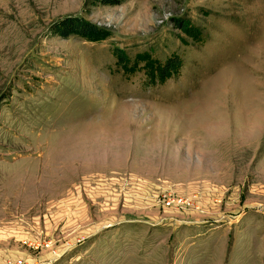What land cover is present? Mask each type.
Returning a JSON list of instances; mask_svg holds the SVG:
<instances>
[{"label": "rangeland", "instance_id": "obj_1", "mask_svg": "<svg viewBox=\"0 0 264 264\" xmlns=\"http://www.w3.org/2000/svg\"><path fill=\"white\" fill-rule=\"evenodd\" d=\"M68 243L54 264H264V0H0V247Z\"/></svg>", "mask_w": 264, "mask_h": 264}, {"label": "trees", "instance_id": "obj_2", "mask_svg": "<svg viewBox=\"0 0 264 264\" xmlns=\"http://www.w3.org/2000/svg\"><path fill=\"white\" fill-rule=\"evenodd\" d=\"M95 3L100 5L114 6L122 2V0H94ZM53 30L56 35L67 38L71 34L81 35L93 40L101 39L107 35L103 28L98 27L96 24L84 19L81 16L69 15L59 18L53 23ZM115 53H117L115 51ZM122 58L123 56L120 55ZM125 58H122L124 60ZM182 60L179 56H171L165 59L162 63L155 64L150 67H145V87L153 82H161L170 73L178 72Z\"/></svg>", "mask_w": 264, "mask_h": 264}, {"label": "built area", "instance_id": "obj_3", "mask_svg": "<svg viewBox=\"0 0 264 264\" xmlns=\"http://www.w3.org/2000/svg\"><path fill=\"white\" fill-rule=\"evenodd\" d=\"M181 200H178V202ZM169 203V200H167ZM65 248L63 250L52 249V256L48 258H41L39 256L30 257V256H17L12 259L7 260V264H54L63 254H66L69 249V243L65 244ZM68 245V246H67Z\"/></svg>", "mask_w": 264, "mask_h": 264}, {"label": "crops", "instance_id": "obj_4", "mask_svg": "<svg viewBox=\"0 0 264 264\" xmlns=\"http://www.w3.org/2000/svg\"><path fill=\"white\" fill-rule=\"evenodd\" d=\"M25 254L24 251L21 252L19 250H16L14 248L8 249L5 247H0V264H7L8 258H14L16 256Z\"/></svg>", "mask_w": 264, "mask_h": 264}]
</instances>
